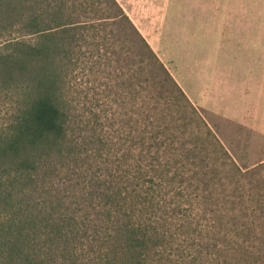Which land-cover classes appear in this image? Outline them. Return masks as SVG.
Segmentation results:
<instances>
[{
    "label": "trees",
    "instance_id": "obj_1",
    "mask_svg": "<svg viewBox=\"0 0 264 264\" xmlns=\"http://www.w3.org/2000/svg\"><path fill=\"white\" fill-rule=\"evenodd\" d=\"M0 264H264V161L117 0H0Z\"/></svg>",
    "mask_w": 264,
    "mask_h": 264
},
{
    "label": "rangeland",
    "instance_id": "obj_2",
    "mask_svg": "<svg viewBox=\"0 0 264 264\" xmlns=\"http://www.w3.org/2000/svg\"><path fill=\"white\" fill-rule=\"evenodd\" d=\"M117 1L237 165L264 161V0Z\"/></svg>",
    "mask_w": 264,
    "mask_h": 264
},
{
    "label": "crops",
    "instance_id": "obj_3",
    "mask_svg": "<svg viewBox=\"0 0 264 264\" xmlns=\"http://www.w3.org/2000/svg\"><path fill=\"white\" fill-rule=\"evenodd\" d=\"M237 41H240V42H243V43H248L249 41L251 42L250 46L252 49H255V52H256V56H259L258 58H260L261 56V48H260V42L256 39H254L253 41H251L250 39H245L243 36L237 38ZM257 58V57H256ZM256 78V77H255ZM255 78H253L255 80ZM261 79L260 77L258 78V84L257 82L255 81L254 82V87H258V86H261V82H259ZM203 96V95H202ZM204 98V97H203ZM196 101V100H195ZM197 102V101H196ZM198 103V102H197ZM199 104L201 105H204L205 103H203V101H199ZM232 117H235V116H232Z\"/></svg>",
    "mask_w": 264,
    "mask_h": 264
}]
</instances>
